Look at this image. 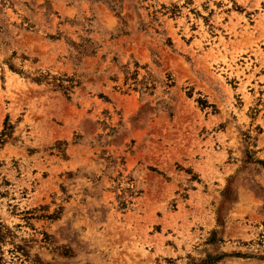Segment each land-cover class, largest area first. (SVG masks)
I'll return each instance as SVG.
<instances>
[{
    "label": "rangeland",
    "instance_id": "1",
    "mask_svg": "<svg viewBox=\"0 0 264 264\" xmlns=\"http://www.w3.org/2000/svg\"><path fill=\"white\" fill-rule=\"evenodd\" d=\"M0 264H264V0H0Z\"/></svg>",
    "mask_w": 264,
    "mask_h": 264
}]
</instances>
